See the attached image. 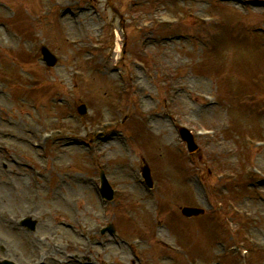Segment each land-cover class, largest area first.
Instances as JSON below:
<instances>
[{
	"label": "rangeland",
	"instance_id": "1",
	"mask_svg": "<svg viewBox=\"0 0 264 264\" xmlns=\"http://www.w3.org/2000/svg\"><path fill=\"white\" fill-rule=\"evenodd\" d=\"M0 1L15 11L11 17L9 13L0 9V20H4L20 35V38L14 41L20 53L13 52L12 48L4 53L2 49L5 46L0 44V87H5L2 76L16 77L21 82L19 88L13 89V87L8 88L13 81H6L7 89L4 90L6 95L4 93L2 95L8 96L6 101L9 100L11 103L2 108L3 104L0 102V117L8 119L26 116L25 114L28 113L34 114L28 104L35 103L40 108L39 112L44 123L48 125L58 119H65L71 128V132L65 134V137L71 138L68 143L70 147L62 149L47 146V152L51 150L50 156L56 159L54 160L55 168L51 169L48 179L38 178L33 171L24 169L21 171L27 173V176L22 178L16 179L14 176L0 174L1 209H5V205L10 208L12 197L7 199L6 191L11 193V187H4L3 182H9L11 179L18 190L21 189L20 186L23 187L22 191L29 196V202L30 200L38 202L40 213L49 210L57 211L68 206L69 211L78 219L86 221L87 226L94 225L98 222L99 212L96 190L98 163H103L110 180L117 184V188L120 187L124 191V193L118 192L117 195H126L124 203L132 209V215L128 219L122 218L125 217L122 216L123 205L119 208L114 206L117 209L112 208L111 212L116 215L115 220H118L119 225H121L120 222L125 221V224L121 226L124 230L123 235L133 232L132 230H138L139 226L145 233L144 236L150 237L143 247L149 264H158L155 259L167 253V250L157 246L153 241V238L157 240L152 233L155 220L166 222L167 230L160 231L159 234L168 242L165 248L176 247L173 245L175 243L184 249L185 256H174V260L165 261L164 264H187L191 260L196 264H212L215 253H221L222 245L227 250L234 244L238 245L236 242L240 241L234 234L238 219L231 222V218H228L230 231L227 232L222 226L221 214L216 213L217 216L210 219L207 213L216 212L218 202L222 199L219 196L217 199L210 198L211 190L204 179L200 181L197 178L195 167L199 172H203L201 168L206 166L204 162H210L215 156L214 165L218 169H237V174L217 187L222 188L220 195L223 199L230 198L232 201L239 202L237 205L241 209L239 210L241 216H243V210L248 212L249 219L244 220V217H240L239 219H242L240 224L253 226L255 234L260 238L257 240L262 241L263 245L260 253L252 256L251 264H264V182L261 183L263 179L261 175L251 170L252 165L258 167L260 164L264 165V144L254 151L240 148L234 158H225L226 151H231L232 145H239L240 140H244L246 136L264 142V104L262 103L264 98V4L251 2L246 5L247 0L242 1L240 5L237 0L224 4L203 1V4H200L192 0H183V2L157 0V5L154 6L152 0H142L144 6L135 11V14H140L142 18L153 19L155 12L175 16L181 13L188 15L189 12L198 15L218 14L226 24L223 40L211 39L209 37L211 25L201 24L197 19H187L178 28L157 26L156 29H152V33L160 37L173 36L174 33L181 31L196 34L197 37H188L185 41L176 43H168L167 40L150 42L144 46L147 49L146 57L139 55V58L146 61L144 65L140 64V59L135 61L125 56V59L118 60L119 62L114 66L116 55L119 53L117 51L104 71L105 66L101 63L105 51L98 53V50H91L89 42L98 41V28L102 25L104 39L108 38L105 22L111 12L106 0H55L59 7L55 9L64 10L62 13H65L66 20L62 25L59 23L57 12H54L42 24H36L33 19L37 11L43 9L45 4H53L54 0ZM111 1L114 4H121L125 0ZM242 5L246 9H242ZM29 25L30 31L27 33ZM216 27L219 28V25ZM256 28H260L261 31L255 30ZM34 37H39L40 40L49 44L51 50L57 54L60 61L57 67L47 70L40 61V63L36 62L35 59L38 60L39 57L38 51L30 57L24 44ZM70 39L74 41V45L68 44ZM6 41L0 28V42ZM132 46L133 39L129 38L126 48L129 49ZM129 63L138 67L131 66ZM151 70L168 74L167 80L171 83L175 82L176 74L179 76L187 74L188 77L185 80L187 87L184 91L182 90L185 86L180 87V95L173 102L175 107L169 106L175 109L173 113L178 114L177 119L173 120L162 109V93L171 89V86L163 78L153 79L154 73H151ZM174 75L175 77H172ZM31 77L38 80L35 88L28 86L27 80H32ZM136 87L139 90L134 94L132 90H136ZM173 88L178 89V87ZM199 92L214 93L222 99L219 100L218 106L204 110L201 114L199 112L193 114L190 108L197 105L193 94ZM112 98L118 101L114 102ZM50 99L54 101H49ZM0 100H2L1 96ZM26 101L29 103L27 104ZM80 101L85 102L88 107V115L84 119L76 118L72 109L73 105ZM41 102L44 103V108L40 107ZM198 102L201 103L200 100ZM132 106L150 117L147 121L149 128L142 124L139 115L126 124L127 131L137 134L135 143L129 141V146L125 147L112 142L119 136L120 128H117L109 135L112 143L107 142L103 145L102 162H98V142L93 143L88 149L78 145V140L84 137L86 141L88 140L90 130L94 128L93 125L101 119H106L107 112L120 111L119 116H122ZM158 114L164 117L153 125L152 120H155L154 117ZM125 117L129 118L121 117L124 122L127 119ZM184 124L194 125L195 129L198 128L197 124L214 128L215 131L217 129V136L220 138L222 136L224 139L223 147L221 143L212 146L209 139L197 138L199 145H202L203 141L209 149L206 152L200 151L198 154L188 156L184 145L176 135V126ZM225 125H229L231 130H223L222 127ZM6 126L17 132L25 128L20 122L13 127H8L0 120V145L6 146V150L0 153L5 154L6 157H9L8 153H10L14 158L37 166L46 162L36 156L41 151H32L25 144L3 136L1 128ZM112 133H114L113 137ZM217 147H221L222 156ZM198 156H201L199 161ZM142 162L146 163L152 171L155 180L152 191L140 183L139 168ZM35 179L38 181V192H35L32 186ZM61 179L66 180L64 188H58L62 185ZM234 182L238 185L237 189L232 184ZM26 190L27 193H25ZM18 199L19 197L15 201L19 202ZM182 205L203 207L206 212L198 217L184 220L180 213ZM220 213L228 214L230 211L224 207ZM41 216L40 227L42 228L46 217L42 214ZM97 227H88L89 233L92 231V234H87V237L78 238L70 233L69 237H65L69 238L71 243L69 255L61 257L53 254L46 260L49 258L48 261L54 260L56 263L58 262L56 258H62L68 259L71 264H80L81 261L96 263L98 233L93 231ZM144 227L150 231H145ZM50 229L54 232L53 228ZM138 232L140 233L139 230ZM5 233L7 236H12L9 231H4V236ZM19 238L22 244L17 252L18 258L21 259L18 262L21 263L22 260L35 256L36 250L40 249L35 247L30 236L23 234ZM56 238L62 239V236ZM216 240L221 241L215 245ZM14 241L15 238L12 237L8 239V244L14 246ZM117 249L113 247V252L108 257L114 258L115 253L120 251ZM237 254L243 256L239 251ZM116 255L117 259L119 254ZM127 258L129 256H126ZM220 262L222 264L223 262L225 264L240 263L235 256L220 259Z\"/></svg>",
	"mask_w": 264,
	"mask_h": 264
}]
</instances>
